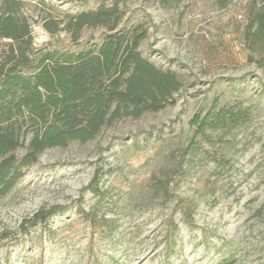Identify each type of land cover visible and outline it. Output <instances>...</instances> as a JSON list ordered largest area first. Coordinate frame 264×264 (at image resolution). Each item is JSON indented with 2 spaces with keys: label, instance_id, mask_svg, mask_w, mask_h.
I'll return each mask as SVG.
<instances>
[{
  "label": "rangeland",
  "instance_id": "1",
  "mask_svg": "<svg viewBox=\"0 0 264 264\" xmlns=\"http://www.w3.org/2000/svg\"><path fill=\"white\" fill-rule=\"evenodd\" d=\"M98 1L26 0L35 45L51 38L46 19L67 22ZM125 24L149 22L140 47L157 67L176 73L182 89L159 112L124 118L105 126L88 142L46 149L16 188L0 201V264H264V68L245 43L248 12L264 0H126ZM55 37L70 38L62 23ZM105 29L88 30L84 37ZM215 98L250 110L249 123L224 133L207 132L233 168L222 170L206 159L191 120L205 115ZM32 137L24 136L25 145ZM27 148H19L24 155ZM181 165L183 181L176 198L166 201L149 179L154 171L173 174ZM219 179L215 197L197 193L189 182ZM108 191L100 201L90 185ZM188 202L194 227L180 209L170 235L166 217ZM41 210H57L47 224ZM82 211H96L109 227L89 249L88 225L71 224ZM32 222V221H31Z\"/></svg>",
  "mask_w": 264,
  "mask_h": 264
},
{
  "label": "trees",
  "instance_id": "2",
  "mask_svg": "<svg viewBox=\"0 0 264 264\" xmlns=\"http://www.w3.org/2000/svg\"><path fill=\"white\" fill-rule=\"evenodd\" d=\"M25 1L0 0V201L39 164L46 149L67 147L74 141L88 143L118 120L162 111L174 103L175 94L182 89L176 73L157 67L141 52L149 37V22L125 24L126 0H97L93 10L75 14L67 22L46 19L44 26L51 38L40 45H35L31 24L23 13ZM62 23L70 38L54 36ZM96 29L105 32L83 36ZM245 43L257 53L254 61L264 68V7L248 12ZM249 121V109L215 98L211 109L194 116L191 124L206 159L229 170L233 164L220 147L222 140L207 130L232 132ZM29 132L32 137L25 145L24 136ZM19 148H27V152L18 155ZM149 179L166 201H171L184 177L180 165L173 174L154 171ZM97 181L94 179L90 188L103 201L108 191ZM218 181L189 183L206 198L216 196ZM177 201L165 220L170 235L178 229L173 220L176 209L188 226H195L191 206L183 199ZM56 212L41 210L32 222L25 221L24 231L37 221L47 224ZM83 225L89 226V249L96 248L109 227L108 220L96 211H82L70 227L77 232Z\"/></svg>",
  "mask_w": 264,
  "mask_h": 264
}]
</instances>
